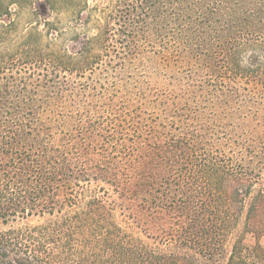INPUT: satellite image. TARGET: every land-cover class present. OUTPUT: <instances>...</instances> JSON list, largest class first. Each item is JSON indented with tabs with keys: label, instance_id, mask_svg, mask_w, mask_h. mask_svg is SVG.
<instances>
[{
	"label": "trees",
	"instance_id": "obj_1",
	"mask_svg": "<svg viewBox=\"0 0 264 264\" xmlns=\"http://www.w3.org/2000/svg\"><path fill=\"white\" fill-rule=\"evenodd\" d=\"M39 1L58 11L60 0H0V97L27 86L38 93L37 100H0V264H215L240 216L243 236L256 243L238 237L224 264H264L258 242L264 237V121L238 119L240 134L214 136L212 121L186 119L179 127L162 117L140 123L130 116L103 124L66 115L64 102L52 99L61 70L95 63L89 46L105 44L113 26L131 49L153 0L103 9V23L75 60L31 50L42 36L37 27L19 41L9 39L13 9ZM154 1L183 29L171 52L189 60L200 51L193 41L207 17L233 2L263 6V0ZM42 23L57 32L54 22ZM250 49L261 48L251 43ZM168 51L156 53L155 64L171 59ZM237 55L219 61L233 67ZM16 221L24 223L12 226Z\"/></svg>",
	"mask_w": 264,
	"mask_h": 264
},
{
	"label": "rangeland",
	"instance_id": "obj_2",
	"mask_svg": "<svg viewBox=\"0 0 264 264\" xmlns=\"http://www.w3.org/2000/svg\"><path fill=\"white\" fill-rule=\"evenodd\" d=\"M124 1L60 0L58 11L51 13L41 8L42 1L23 10L13 9L11 19L15 20L16 28L9 39L19 41L37 27L42 36L35 38L31 50L75 60L84 45L88 46L87 40L94 37L98 23H103L102 10L111 9L113 4L123 8ZM152 2L145 4L150 14L141 24L144 32L139 30L131 49L125 40H119L117 26H113L105 44L99 48L89 46L90 56H98L95 63L93 59L85 68L70 63L67 69L61 70L58 90H53L52 99L64 102L62 111L92 123L101 119L103 124H117V119L130 116H136L140 123L162 117L165 123L177 121L179 127L184 126L182 121L186 119L189 123L205 121L209 124L212 121L210 128L214 136H221L227 130L240 134L244 130L236 127L238 119L250 121L257 117L263 122L264 0L259 9L244 8L240 2H233L207 17L200 27L202 32H197L193 41L201 45L200 51L195 50L196 56L193 54L191 60L187 54L178 56L171 52L170 48L176 46L175 40L183 39V29L171 12L164 9L162 2ZM44 21L54 22L57 32L46 30ZM242 43L249 45L243 44L242 48ZM251 43L261 49H250ZM164 48L169 49L165 55L171 59L161 65L155 64L154 55ZM234 52H238L239 57L233 67L219 61ZM32 70L37 69L31 67L29 71ZM33 89L31 86L18 87L0 100L12 103L37 100L38 93ZM224 95L230 96V103ZM126 132L131 133L132 129L129 127ZM243 222L244 217L240 216L215 264L225 263L238 237H243L248 246L256 243L252 235L243 236ZM23 223L16 221L11 225ZM258 242L264 249V237Z\"/></svg>",
	"mask_w": 264,
	"mask_h": 264
}]
</instances>
